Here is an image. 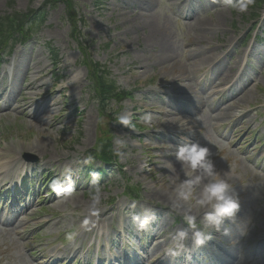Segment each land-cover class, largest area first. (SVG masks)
I'll return each instance as SVG.
<instances>
[{
  "label": "rangeland",
  "instance_id": "obj_1",
  "mask_svg": "<svg viewBox=\"0 0 264 264\" xmlns=\"http://www.w3.org/2000/svg\"><path fill=\"white\" fill-rule=\"evenodd\" d=\"M42 1L0 0V14L25 10L30 6L37 8ZM10 2L14 3L12 8ZM76 4L79 11L76 18L84 17L79 33L84 34L83 39L90 44V60L107 67L117 85L134 88L133 98L115 101L110 105L111 109L118 108L117 115L130 113L132 122L139 124L140 129H126V126L115 124L109 118H101L97 96L89 86L88 70L79 62L81 52L76 42L80 35L71 34L70 25L63 17L64 6L59 4L47 10L34 35L35 40L17 45L15 57L11 56L9 62L0 66V92L16 96L12 107L22 105V95L27 94V106L39 103L40 116L46 115L43 118L48 117L50 123L37 125L34 119L26 128L24 125L27 124H22V113L11 108L8 115L0 116V147L13 135H20L17 141L25 149L15 148L13 156H20L21 162L35 167L34 177L38 183V173L43 168H48L49 172L51 169L55 171L57 164L62 167L82 165L80 161L96 144L99 130L113 127L112 141L117 135L127 141L124 155L118 160L123 165V172L114 175L107 170L109 177L99 185L102 191L99 213L106 212L110 222L117 226L121 212L113 210V207L129 209L132 204L124 198L127 186L139 188L145 207H158L167 216L164 233L168 238L166 244L158 243L160 249L157 254H160L169 243L170 235L177 228L186 227L181 218L167 207L181 176V165L172 153L180 143L197 141L210 148L217 169L234 184L243 206L240 212L243 221L254 225L261 222L263 225L264 211L259 208L264 193V171L258 165L264 166V162L254 153L258 142L264 139V40L254 42L249 54L245 51L255 39V29L248 44L244 48L241 45L242 37L252 22L249 21V12L239 13L227 6L224 0H76ZM163 42L174 50L179 62L177 65L159 60ZM69 56L73 60L71 65L65 63ZM13 60L15 67L19 68L17 77L25 76L23 85L29 82L30 77L38 78V86L43 83L42 87L32 90L35 94H28L29 91L24 89L19 92L22 85L16 86L18 80L14 75L12 85L8 84L4 66H9ZM25 68L28 70L24 73ZM73 73L77 74V83L68 86L66 82ZM180 74L183 79L172 82V78ZM249 77L252 81L247 88L232 98L231 92L222 90L225 84L236 88ZM34 83L37 86V80ZM53 100L59 103L49 110ZM225 102H230L231 106L219 115ZM151 107L174 112L152 113ZM145 114L151 117L149 123L144 122ZM171 115L176 117L179 128L177 132L170 131L173 139L167 138L168 129L163 126ZM31 141L35 145L42 142L40 150L28 149L26 143ZM160 145L163 146L158 150L153 148ZM24 153L27 157L23 156ZM31 155L37 156V162L26 160ZM151 156L161 166H171L173 175L169 180L158 178V171L154 178L150 176L147 164ZM38 161L41 168H38ZM21 162L13 163L17 168ZM91 165L106 166L96 158ZM184 171L188 170L185 168ZM75 187L73 195L63 199L55 198L53 192L50 198L44 193L36 194L32 205L18 220L16 229L7 231L0 228V264H36L37 261L38 264H51L59 256H66L68 248L79 252L86 248V244L96 243V230L100 220L106 216L94 221L95 227L91 232L82 234L79 224L88 228L84 220L90 222L93 217L89 212L93 185L84 179L80 186ZM42 207L44 211L40 212ZM36 213H44L42 215L51 223L38 231L40 246L34 249L29 248L28 242V247H25L15 230L26 226L24 234L27 236L34 220L28 226L24 223ZM225 225L231 229V237L222 236L223 249L216 246L214 256L224 257L226 250L237 254L234 262L241 264L242 244L240 237L235 235L236 226L230 221H225ZM109 226H106L108 230ZM124 226L123 230L115 227L112 231L119 233L121 230V238H125V231L130 227ZM72 227L76 229L74 238L61 241V234L66 235L64 230L69 231ZM112 231L107 236H111ZM37 254L38 260L33 259ZM52 254L58 257L53 260ZM66 260L60 264H67Z\"/></svg>",
  "mask_w": 264,
  "mask_h": 264
},
{
  "label": "clouds",
  "instance_id": "obj_2",
  "mask_svg": "<svg viewBox=\"0 0 264 264\" xmlns=\"http://www.w3.org/2000/svg\"><path fill=\"white\" fill-rule=\"evenodd\" d=\"M224 3L239 13H244L253 0H224ZM72 62L71 56L65 60V63L69 65ZM76 78L77 74L73 73L68 78L67 85L75 84ZM143 119L145 123H149L151 117L145 114ZM116 122L130 127L131 114L127 112L118 114ZM126 144L127 141L123 137L117 135L114 138L113 151L117 157L124 155L123 149ZM172 155L181 165V176L174 187V194L169 199L167 207L181 218L186 227H179L170 235L169 243L157 258H175L187 250L186 242L188 241H191L193 248L203 246L207 240L211 239V230L231 237V229L225 225V221L236 223V216L240 209V201L234 190V184L217 169L209 147L197 141H185L176 146ZM80 162L90 165L94 162V157L88 155ZM185 168L187 172L184 171ZM99 176L98 172H90L93 191L90 193L89 212L92 216L98 215L102 201V191L98 183ZM75 185L72 167L65 165L60 175L50 181L49 187L57 196L68 198L73 195ZM131 207L135 209L136 203L133 202ZM156 219V210L153 207H143L139 212L131 214V220L138 233L148 231ZM88 223V219H85L84 224ZM238 231L241 236L245 235L247 222L242 223V227L238 225ZM75 235L74 232L70 233L68 239L72 240Z\"/></svg>",
  "mask_w": 264,
  "mask_h": 264
},
{
  "label": "bare ground",
  "instance_id": "obj_3",
  "mask_svg": "<svg viewBox=\"0 0 264 264\" xmlns=\"http://www.w3.org/2000/svg\"><path fill=\"white\" fill-rule=\"evenodd\" d=\"M158 57H159L160 61L165 62V63H167L169 65H177L179 63L176 60V58H175L174 50L166 42L162 43V48L160 49V54H159ZM27 70H28V68H25L24 73L27 72ZM182 79H183V76L180 74V75L175 76L174 78H172V82H178V81H181ZM34 80H37V86L35 85ZM76 83H77V79H76ZM75 84H72V85H75ZM42 86H43V83L38 86V78L32 79V77H30L29 82L26 85H22L20 87L19 92H21L24 89V90L29 91L28 94H35L36 92L32 91V90H37L38 88H40ZM68 86H71V85H68ZM62 88L63 87H61L59 90H61ZM21 100H22V105H17L15 108L21 107V111H24V110L27 109V100H28L27 94L26 95H22V99ZM0 101H3L2 103L4 105L8 100L4 99L2 94L0 93ZM55 104H56V102H52L51 105H55ZM230 106H231L230 102H225L223 104V107L219 111V115L225 113L230 108ZM11 107H12L11 104H8V107H6L4 105L5 110L10 109ZM34 117H35V124H37V125H38V123H42L43 121L44 122H48L49 121V120H45V119H41L40 120L39 117H38V112L34 113ZM163 126L166 127L169 131H173V132H177V130L179 129L178 125H177V122H176V117L173 116V115H171L167 120H165L163 122ZM16 144H17V147L21 146L18 142ZM26 145H27L28 149L37 151V150H40V147L42 146V142H39V144L37 143L35 145L34 141H31L29 143H26ZM22 150H23V148L21 149V151ZM12 157H13L12 149L10 147H8L7 145H4V151L0 152V170L3 168V170L0 171L1 181L5 180L8 177H11L12 175H14V171L16 169V164L13 163V162H8V161L11 160ZM3 158L5 159V161L7 163L1 161V159H3ZM170 168H171V166H170ZM105 216H106V212L99 213L98 215L93 216L90 219V222L88 223V228H86L82 224H79L80 232L82 234H86L87 232H91V230H93L94 227H95L94 221L97 220L100 217H105ZM48 222H49L48 219L45 220V219L41 218V216H38V228L46 225ZM17 223H19L17 218L12 220V225H13L12 228L13 229H16ZM98 232L99 233H103V235H106L107 234V229H106V227H104V228L100 227V228H98ZM34 259L38 260V258H34ZM36 264H38V262Z\"/></svg>",
  "mask_w": 264,
  "mask_h": 264
},
{
  "label": "trees",
  "instance_id": "obj_4",
  "mask_svg": "<svg viewBox=\"0 0 264 264\" xmlns=\"http://www.w3.org/2000/svg\"><path fill=\"white\" fill-rule=\"evenodd\" d=\"M58 0H48V2L55 3ZM66 14L71 18H74L76 15L75 2L73 0H66ZM264 4V0H253V3L250 5L252 10L255 11L261 8ZM249 6V7H250ZM42 22V17L38 16V10L28 8L25 12H20L14 10L11 14L0 16V44L8 41L12 33L18 35V38L27 39L33 35L39 28L40 23ZM14 34V35H15ZM14 39V38H13ZM98 66L93 65V74H94V84L95 86L100 84L103 93H108L109 95H118L119 93H125V91L117 92V86L108 78L107 72ZM110 96L106 97L109 98ZM103 98V99H106ZM100 152L98 155L105 153L109 149L110 139L108 136L100 137ZM133 192H136L135 189H132Z\"/></svg>",
  "mask_w": 264,
  "mask_h": 264
}]
</instances>
